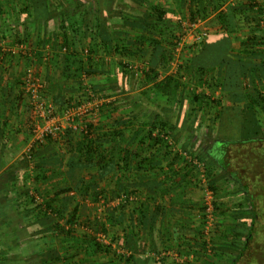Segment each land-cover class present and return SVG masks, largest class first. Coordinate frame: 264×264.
I'll use <instances>...</instances> for the list:
<instances>
[{
  "label": "trees",
  "instance_id": "obj_1",
  "mask_svg": "<svg viewBox=\"0 0 264 264\" xmlns=\"http://www.w3.org/2000/svg\"><path fill=\"white\" fill-rule=\"evenodd\" d=\"M223 1L227 0L189 1L188 15L185 18L187 21L185 24H187L189 29H192V25L199 20H205L210 13L218 10L217 18L222 30L215 35L208 34L199 44L197 51L189 53L187 62L183 64V67H186L185 73L188 77L193 79L195 77L194 83L199 84L203 81V78H201L203 76L201 75L210 74V70L212 75L216 70L220 71L221 69L223 73L218 83L225 95L231 96V93L234 95L241 93L240 90L244 87L243 80L246 69L252 68L253 70L256 68V70H263L264 72V0H234L229 4L226 11L220 10L221 5L219 4ZM143 3L146 4L151 14H153V18L150 17L152 19L140 20L138 18H129V16L126 17V13L128 12H125L123 8L127 4L122 0H62L61 2L50 4L43 0H37V2L30 4L29 12L33 19L32 21L41 23L50 17L52 18L50 20H57L56 22L59 24L58 34L62 42L61 47L66 49L62 68L63 77L66 80L73 79L74 83L77 84L76 92L79 93L78 99H80V94L83 95L86 89L82 80L84 74L89 76L90 74L110 73V71L107 70V72L102 69L97 62H90V70L86 68L82 54L83 50L79 46L82 45L83 39L90 37L93 43L88 45L87 49L88 53L92 56L97 53L95 41L100 36L105 43L110 44L113 38L111 31L106 27L109 19L115 17L124 21L128 20L134 29L142 30L147 34L149 33V35H155L156 38L149 41L153 45L160 47L158 39L162 38V35H166L165 32L167 31L164 30V32L162 29L170 31L166 16L168 11L161 5L151 3L150 1ZM180 23L177 22L176 31H170L168 35L172 41L173 50L182 43L185 35L184 30L180 28ZM241 26H247L253 29V32L242 39L239 51H235L232 33ZM147 34H142L134 40L133 49L138 50L143 43L148 41L149 36ZM155 46L154 49L157 48ZM171 61L172 55L165 62L164 58H161L158 63H148V69H144L143 75L145 82L151 83V87L144 90L145 97L150 98L151 91L157 93L165 101L178 96L184 86V82L181 80L182 76L179 74L180 72L176 71L174 75L168 74L162 77L160 71L161 68H165ZM116 65L114 68H116L115 73L117 72V76L110 78V83L118 90L122 87L124 92H129L130 85L128 81H122L126 77L128 66L123 62H116ZM259 66L261 69H259ZM93 68L95 69L93 70ZM185 73L183 72L181 75H185ZM207 99L209 100V97L206 98L204 93L193 94L194 102L199 104L202 110L210 106L207 105ZM57 101L60 104L64 103L58 99ZM215 103L218 107L222 108L220 115H229L227 119L222 118L221 121H238L241 135L239 138L233 140H224V135L220 132V139L217 140L213 151H207L200 146L202 140L198 137L201 136L198 132V127L200 126L201 128L203 125L197 123L196 126L190 127L191 125L186 124L190 122L192 116L182 115L181 117L180 115L178 123L172 124L169 123L168 119L162 120L160 116L155 115L151 122H143L142 126L137 128V137H135L137 141H132L127 147H120L115 141V138L122 137V133L124 132V129L119 127V123H116L117 120H115L114 125L110 126L111 130L109 132L104 131L103 127L105 125L102 127L101 124L87 120L83 130L76 131L69 128L66 131L68 146L72 149V161L68 163V168L70 171H76V169L83 170L87 169V167L88 169L94 167L100 172L101 176L105 175L104 173H112L115 170L117 174L119 173L121 176H124V171L130 172L134 168L140 169L142 165L145 167L144 170H149L152 168V157L157 154L165 156L176 154L174 159L176 161L182 160L179 153L173 149L175 148L173 143H178L180 138H182L184 149L190 156V160L184 158L183 161L187 170V177H190V183L197 189H203L198 180V177L202 174L200 173L199 164L195 162L198 160L203 165L202 169H204V175L208 180V188L212 191L214 197L215 216L217 218L233 217L232 224H214L215 229L211 232L209 231L208 234L204 232L208 221L205 216H203L204 222L201 221L200 224L198 222V228L192 220L190 223L194 225L183 221L178 222V224L176 223L179 230L177 243L179 251H181L182 255H187V258L190 257V252L194 254V257L193 255L191 256L192 262L186 260L183 264H264V135L258 131L252 133L248 131V136L244 137L242 134L243 114H241L244 113L243 109H238L234 113L231 108L222 107L224 104L221 100ZM249 104L251 106L249 110L252 111V114L254 113L255 116L259 115L258 111H264V95L258 96L256 99H249ZM68 105H70L69 102ZM107 107L105 105L100 109L101 115H103L105 109L107 110ZM111 107L117 111V106L112 104ZM208 121L209 124H206L204 128L209 133L213 131L211 124L214 122V119L209 118ZM126 123L127 125L135 124L133 119ZM144 128H148V130H144ZM205 136L208 135L206 134ZM109 137L111 138L109 139ZM104 138L111 141L114 146L108 148L104 145L106 142ZM40 144H42L41 148L38 144V148H32L29 154L35 164L34 179L38 184L50 181L56 175L55 166L43 162L46 153L55 151L52 138L46 137L45 141ZM138 159L140 161H137ZM129 161H133L135 164ZM219 171L223 172L225 178L217 181L215 180V175ZM176 174L170 170L165 178L171 183L176 180ZM96 177L97 175L92 177V179L94 178L92 181L90 179L89 181L85 180L88 179L86 177H80L77 185L73 188L80 195L98 199V196L104 195L105 190L98 188L99 177ZM67 191L72 192L73 190L68 188ZM123 192L114 191L113 193L114 199H120V202L118 207H115L112 211L114 214L111 213L109 216L112 225L119 223L118 214L120 212L133 206L132 192L129 195L126 194L125 198L122 196ZM233 193H240L241 198L236 201L233 208L230 206L227 208L225 207L226 203L221 199L227 198ZM16 194H18V197L16 196L15 198L17 200L14 198L11 200L6 199L5 205H7V209L0 210L3 217L12 216L16 219L22 218L27 221L30 219V223H27L28 227H42L45 229L43 233H47V235L52 237L50 240H53L56 236L57 238H59L58 236L78 237L83 243L91 247L94 252L109 254L111 251L110 246H104L97 239V236H93L92 234L94 229L97 232H103V234L107 233L108 229L105 221L96 222V227L94 226V228L91 226L86 227L87 232L78 236L76 233L77 228L74 229V226L79 223V211L75 209L74 213L69 218L66 216L65 222H62L61 219L64 218V211L61 208L60 202L56 200V196L48 195L46 200L40 197L42 199L41 203L36 204L38 198L35 199L30 194V191L27 190L23 194L21 190L20 192L17 190ZM38 194L40 195L41 192L38 191ZM26 201L31 203V206H34L30 208L31 210H27L28 204H26ZM43 208L45 209L43 210ZM204 209L206 208L203 206L201 211L203 212ZM157 210L158 213L164 214L165 210L167 211L168 209L162 205ZM145 212L141 211L139 213L141 219L138 221L140 224L143 223ZM20 214L25 217L23 218ZM39 216L41 217L40 219H38ZM21 222L27 225L26 221ZM170 225L166 227L165 235L160 230L161 236L159 238L161 246H170L172 242V232L169 230ZM149 228L153 232L155 227L150 226ZM132 233L134 234V232ZM218 240H220V244L226 245L229 243L230 249H233L234 252L228 254L223 251L215 253L210 250L209 252L207 244H211V242L216 243ZM47 245L48 261L46 264H60L58 261L61 255L56 256L54 254L56 249L49 247V244ZM74 249L71 247L69 250ZM65 252L66 254L62 258L64 262L62 263L74 264L72 252ZM50 254L52 257H49ZM127 260L129 264H152L151 261L147 262L139 254L129 256ZM155 261L152 260V262ZM14 264H19V261H14ZM155 264H165V261L159 260Z\"/></svg>",
  "mask_w": 264,
  "mask_h": 264
},
{
  "label": "crops",
  "instance_id": "obj_2",
  "mask_svg": "<svg viewBox=\"0 0 264 264\" xmlns=\"http://www.w3.org/2000/svg\"><path fill=\"white\" fill-rule=\"evenodd\" d=\"M43 1L50 4L61 2L62 0ZM145 1H150L154 4L159 3L163 8H166L168 11L166 16L170 31H176L177 22L175 21L177 19L179 20L188 15L190 0H135L137 7L135 8L136 11L133 13L128 12L126 17L129 16V18H138L140 20L152 19L153 14H151L146 4L143 3ZM228 1L229 0L220 2V10H227L229 3L233 2ZM35 2H37V0H0V210L7 209V205H5L6 199L11 200L13 198L15 199L16 196L18 197V194H16L17 190L18 192L21 190L23 194L28 190L25 189L24 182L25 177H27L26 173H29L30 169V164L25 156V151L30 141L27 125L28 114L25 105L26 98L22 94L24 93L23 88L21 85H18L22 83L25 71L29 66L39 69L42 72V76L47 81V86L51 93L58 91L59 89L57 90V88L61 85H65L69 91L65 93V99L76 98L79 95V93L76 92L77 84L74 83L73 79L66 80L63 77L62 68L66 49L61 47V37L58 34L59 24L56 22L57 20H50L52 19L51 17L41 23L32 21L33 19L30 16L29 6ZM218 12L217 10L210 13L202 23L203 27L208 28V33L210 35H215L222 30L220 29L221 26L217 18ZM91 18L93 19V17ZM199 22L200 20L198 23ZM106 27L111 31L113 39L110 44H108L107 42L105 43L100 36L95 41L97 53L92 55V61L91 59L87 61L83 55L85 63L97 62L99 66L104 65L103 67L108 69L113 62H123L125 64L127 62H134V65L141 63L140 67L142 68L144 65H148V63H158L161 58H164L165 62L173 53L172 41L168 36L170 31L168 29H162V31L167 30L166 32L164 31L166 35H162V38L158 39L160 47H157L149 41L156 38L155 35H149V33L147 34L142 30L134 29L128 20L121 21L114 17L107 21ZM252 32L253 29L247 26H241L232 33V36H234L233 48L235 51H239L242 39ZM142 34H147L149 36L148 41L140 46L139 49L141 50L133 49L134 40ZM185 35L182 40V45H184L190 53L197 51L196 47H199V43L195 42V35H193L192 32L187 34L185 32ZM91 43L93 42L90 37H87L83 39L82 45L79 46H81L80 48L83 50L86 49L88 45H91ZM154 46L157 48L154 49ZM48 62H51V65L49 64L47 67ZM94 69L95 68H93V70ZM259 69H261L260 66ZM39 70L37 71L39 72ZM215 72H221V75L223 73L222 70H216ZM102 75L105 77V74L102 73ZM98 77L99 76L93 78L96 80H93L94 83L99 81ZM162 77L164 76L162 75ZM141 81L143 87L138 91L140 94L135 95L136 98L139 97V100L134 106V116H138L137 111L141 110L143 112L147 107V103L143 101L146 98L143 96L144 90L151 87V83L145 82V78ZM206 81H209V79L204 80V82ZM58 82H60L59 87H57ZM243 82L244 87L240 90L241 93L238 95L232 93L231 96L225 95L222 87H218L217 90H220V93H223L225 99H228L229 102L227 104L225 103L222 107L231 108L234 113H236L238 109H243L244 113L241 114L244 115L246 112L250 113L251 111L249 110L251 108L249 99H256L258 96L264 95L263 70L258 71L256 68L253 70L252 68L246 69ZM199 85H201V83H194V90L193 86H191L190 95H193L194 92L209 93V86L207 88L205 84H202L203 87ZM200 90L201 92H199ZM186 92L187 90L185 91V95H187ZM128 93L129 92H122V95H125V99H127ZM150 97L152 104L149 108L152 109L151 112H153L154 117L157 115L160 116L162 120L168 119L169 123L176 124L178 123L180 115L181 117L182 115L192 116L190 122L186 124L191 125L190 127L196 126L197 123L203 125L201 128L200 126L198 127L199 134H203L205 130L204 127L206 124H209L208 115L212 116L215 112L220 115L222 112V109H219L220 107L218 108L215 106V108L212 109V107L209 106V108L202 110L200 107L194 105L192 108L180 109V112L177 113L171 109L169 103H167L164 98L158 96L154 91L150 92ZM54 98L56 101L57 99L66 101L62 96H59L58 92H56ZM188 98L192 99L190 96H188ZM111 103L112 102H110V104ZM110 104L107 107L108 112L105 109L101 116L102 121L108 125L109 122L115 123V120H117L116 123H119L120 128L123 125L124 128H127L122 133V137L115 138L118 146L127 147L132 141H137L135 138L137 137V128H133V124L127 125L126 123L130 121L128 117L129 111L124 110L123 112L119 108L120 106L117 107V111H115V108L113 109ZM134 123H138L137 119H135ZM182 142L183 139L181 138L180 143H177L179 147L177 149L178 151L176 150L182 160L176 161L174 159L176 154L169 156L157 154L152 157V168L149 170H144L145 167L142 165L140 169L134 168L131 169L130 172L124 171V176H121L119 173L115 176L111 175L116 174L115 172L104 175V177L106 176L108 178L112 176L115 177V179H111L118 181L119 186L116 189L119 193L123 192V190H125L123 194L128 195L131 191L137 192L138 197L134 200L133 206L128 207L118 214L120 235L126 237L128 242L137 245L138 242L142 240V237L146 235L153 237V232L157 229H159L158 237L161 236L160 230H162V234L165 235L166 220H168V217L172 216V214L173 216L177 215L179 217L186 216L184 213V209L186 208L188 211L190 207H193V212L197 215L198 208L196 207L197 204L194 203L196 201V195L198 196V192L200 194V190H197V188L190 183V177H187V170L183 163L184 154L186 152ZM48 161L46 153L43 162L49 163ZM71 161V159L70 161L66 160L64 164L67 163L68 165ZM137 161L140 160L138 159ZM129 162L134 163L133 161ZM63 170V167L61 169H56V171ZM66 170L67 171H64L66 176L62 175V177L69 178V175L72 176L76 174L79 169H76V172L70 171L69 168ZM170 170L177 173L176 180L171 183L165 178ZM116 189L114 191H116ZM22 199L24 200V198ZM197 200L200 203L199 198ZM112 204L114 207H118L115 206L114 202ZM162 205L167 209L171 207L174 211L173 205H176L179 206V209L175 212H169L170 209H168L164 214H160L157 208ZM141 211H146L144 216L147 218L142 221L144 223V231L140 235L141 229L138 220L141 219L139 215ZM187 215L189 216V214ZM21 216H23V218L25 217L24 215ZM40 218L39 216L38 219ZM196 219L197 218H193L192 222ZM21 221H26V224L30 223V219L27 221L26 219H16L12 216L3 217L2 212H0V264H14V261H19V264H46L48 261L47 244H49V247L56 249L54 253L56 256L61 255L58 261L60 264H64L62 263L64 262L62 258L64 254H66L65 251L72 252L73 261H76L74 264H108V261L111 259L110 255L106 256L104 253L94 252L91 247L83 243L78 237L70 238L58 236L59 239L56 236L53 240L48 241V239L52 237L47 235V233H43L45 229L40 226L36 228L28 227V224L25 225ZM181 221L190 223L191 220L185 219L179 222ZM105 223L107 227H111L109 218ZM170 224L169 230L172 232L173 222H170ZM150 226L155 227L153 232L150 230ZM132 232H134L135 236ZM171 235L179 236V232L177 234L172 232ZM62 243L67 245L62 246ZM155 244L158 248H162L159 242ZM71 247L75 249L69 250ZM83 248H85V250H83ZM49 257H52V255L50 254Z\"/></svg>",
  "mask_w": 264,
  "mask_h": 264
},
{
  "label": "rangeland",
  "instance_id": "obj_3",
  "mask_svg": "<svg viewBox=\"0 0 264 264\" xmlns=\"http://www.w3.org/2000/svg\"><path fill=\"white\" fill-rule=\"evenodd\" d=\"M125 4H127V6L124 9L125 12H135V8L136 7V3L135 0H122ZM230 1H234V0H229ZM227 3V2H226ZM230 4V3H229ZM157 5H159V3H157ZM226 5V4H225ZM129 6V7H128ZM166 9V8H165ZM127 15V13H126ZM186 17L184 18H180L179 20L177 19L175 22H181L180 23V28L182 30H185L184 32L190 33L192 32L193 35H195V33H197L198 31H207L209 32L208 28H205L202 26V23L204 22V19H201L200 22L195 23L198 24V27L194 30V29H189L187 24V21L185 20ZM181 20V21H180ZM122 21V20H121ZM183 27V28H182ZM209 34V33H208ZM186 36V35H185ZM196 46V45H195ZM197 49V47H196ZM195 49V50H196ZM84 58L87 59V61H89V59H92L91 55L88 53V49H83L82 51ZM189 51L185 48L184 45H182V43L177 46L176 49L173 50L172 53V61L169 62V64H167L165 66V68H161V75L165 76L167 74H175L176 71L180 72V76L182 82H184V86L181 89L180 93L178 94V96L172 97L170 100L167 101V103H169L171 109L175 112H180V109H184V108H189L192 106H197L200 107L199 104L195 103L193 100V95L191 93V86H193V90H194V82H195V77L194 79L191 77H188V75L185 73V68L183 67L186 62L187 59L189 57ZM87 66L86 68H89L90 66V62H86ZM51 65V62L47 63V67L48 65ZM127 72H126V77H124V79H122V81L124 82V80L128 81L129 85H130V90L128 93V97H126L127 99H125V95H122L123 88L121 87L119 90L114 88L112 86V84L110 83V78L117 76L115 73V65L116 62H113L108 69H106V67H103V65H101L100 67L104 70H108L110 71V73H108L107 75L105 74V77H103L102 73H98V74H90L88 75H83L82 80L84 82V86H85V91L84 94H80V99H78V97L76 98H71V99H65L66 95L65 93L68 91L67 87L65 85H61L59 87V83L57 84V90L56 92H58L59 96H62L64 98L63 104L58 103L54 96H56V92L51 93L49 90V87L47 86V81L45 80V78L42 76V72L37 69L36 67L33 66H29V68L25 71V75H24V79L22 80V83L18 84L21 85V87L23 88L24 93H22L25 98H26V108H27V114H28V131H29V135H30V141H29V145L26 148L25 151V156H26V160H28L29 164H30V169H29V173L27 174V177H25V189H28V191H30V194H32V196L36 199L38 198V203H41L42 199L47 198V196H56V200L60 202L61 208L64 211V218L61 219L62 222H65L66 216L67 218L70 217V215L72 213H74V210L76 209L77 211H79L80 214V220L79 223H77V226H74V229H76V233L77 235H83V233L87 232L86 231V227H96L95 223L96 222H100V221H106L109 216L112 214H114L113 209L115 208L114 205L112 204L114 202L115 206H118L120 199H114V194H112V192L119 186L118 185V181L117 180H112L115 179V175H117L116 170L113 171L112 173H116V174H111V173H107V174H111L114 175L111 178L108 177H104L100 175V172L95 169L94 167H91L88 169H79L77 171V175L73 174L72 176L69 175L68 177H62V175L66 176L64 171H67L66 169L68 168L67 163L64 164V162H66V160L70 161L71 156H72V149L68 146V137L66 135V131L67 129L71 128L69 122L66 120L65 118V109H69V108H77V107H83L82 111L76 115L75 118V126L77 127L76 131L81 130L82 128L85 127V122L87 120L92 121L93 123H97V124H101L102 127L105 125L104 131L109 132L110 126L114 125V123H108V125H106L107 123H104V121H100L102 120L101 118V111L100 109L102 107H104L105 105L109 106L110 102H112L110 105L114 104V106L119 107L123 112L124 110L129 111L128 117L130 118V120H134L137 119L138 123L137 124H133V128H138L141 127L144 123L146 122H151L153 116V112H151L152 109H150L149 107L152 104V100L151 97H145L143 96L144 99L143 101L147 103V107L145 109V111H137V115L138 116H134L135 114V104L138 102L139 97L136 98L135 95L136 94H140L138 93V91L141 90V88L143 87L142 85V79L144 78L143 75V71L144 69H148L147 65H144L142 68L140 67L141 63L138 65H134V62H127ZM117 66V65H116ZM39 70V72L37 71ZM90 70V68H89ZM107 71V72H108ZM221 71V70H220ZM91 72V71H90ZM183 72L185 73V75H181V73L183 74ZM210 74H203L201 76V78H203V82L201 83V85H199L200 87H203L202 84H205L206 87L208 88L209 86V93H204L206 95V98L209 97V100L207 99V105L210 107L215 108L218 107L217 104L215 102H217L218 100H221V102L223 104H227L228 99H225V96L223 95V93H220V90H217L218 87L220 88L221 86L219 85V81L221 80V72L220 73H216L214 72V76L211 75V70L209 72ZM213 73V72H212ZM28 74H32L34 76H36L37 78H39L41 80V82L43 83V89L41 91V98L43 100V102L45 103H51L55 108H56V112L54 113V118L51 121L50 120H43L42 117H40V113H38L39 109H36V107H34L35 105L33 104V101L30 97V94L27 92L25 85H24V81L26 79V77L28 76ZM195 75V74H194ZM98 77V80L96 83H94L93 78ZM187 76V77H186ZM209 79V81L204 82V80ZM96 81V80H95ZM197 82V80H196ZM142 84V85H141ZM198 86V87H199ZM146 90V89H145ZM187 90V95H185V91ZM198 90V89H197ZM69 92V91H68ZM201 92V90L199 91ZM218 92V95H217ZM195 93V92H194ZM78 94V93H77ZM199 94V93H198ZM188 96H190V98L192 97V99H189ZM150 99V100H149ZM68 102L70 103V105H68ZM222 104V105H223ZM34 105V106H33ZM209 108V107H208ZM219 108V107H218ZM222 109V108H220ZM160 111V110H159ZM259 115L257 114L255 116V114H252V111H250V113L246 112V114L242 115V134L244 137L248 136V131L249 133H252L254 131H258L261 134L264 135V111H258ZM230 115H232V113H230ZM208 115V119L209 118H213L214 122L211 124V126H213V131L211 132H207V129L204 130L203 134H201L200 136V140H202V142H200V146L203 147L205 150L207 151H213L217 140L220 139V132L224 135V140L226 139H235V138H239L241 135V130L240 127L238 125V121L235 122H231L226 120V122L221 121L222 118L227 119L229 117L228 114L226 115H219V113H214V115ZM135 117V118H134ZM259 118V119H258ZM104 120V119H103ZM221 121V122H220ZM101 122V123H100ZM61 125L63 127L64 130V134H62L57 140H55V138H52V141L54 143V148L55 151H51L49 153H47V159L49 160L48 164L54 165L56 169H61L63 167V171H56V175L52 180H48L45 183H40L38 184V182L35 181L34 176H35V164L33 163V158L31 159V156H29L30 154V150L32 148H38V144L39 147L41 148L42 144H40L41 142L38 141L37 139V134L38 132L35 131L37 129V127H40L41 129L49 126V125ZM122 129H127L124 128V125L121 127ZM73 129V128H72ZM148 130V128H144V130ZM75 130V129H74ZM113 130V129H112ZM146 132V131H145ZM208 136H205V135ZM114 137V136H113ZM111 137H109L110 139ZM177 138V137H176ZM105 139V138H104ZM106 142L104 143V145H106L108 148H111L114 146V144L109 141L108 139H105ZM181 140V138H180ZM180 143V141H179ZM45 144V143H43ZM173 145L175 146V148H173L175 151L179 148L177 143H173ZM105 146V147H106ZM178 151V150H177ZM186 152V151H185ZM184 158L190 160V156L189 154H187V152L184 154ZM197 164H199L200 166V173H202L199 177L198 180L200 181V185L203 186V189H197L200 190V194L198 192V196L196 195V201L194 204H197L196 207L198 208L197 211V215L194 214V209L193 207H190V210L187 211V208L184 209V213L186 214V216L183 217H179L177 215L173 216H169L168 220H166V227H168L170 225V222H173V229L172 232L174 233H178V225H176V223L178 224V222L180 220H185V219H190L193 220V218H197L194 221V224H196L195 226L198 228L200 222H204L205 219L203 216L207 217V223H206V227H205V234L209 233V231H213V229H215L214 224H220L223 223L225 225H229L232 224V218L230 216L226 217V218H217L215 216V212L216 210L214 209L215 205L213 204L214 202V197L212 198V211L208 212L207 211V202L208 199L206 198V193L207 192H211L212 191L208 188V180L206 179V176L204 175L205 171L204 169H202V164L200 161L196 160L195 161ZM203 171V172H202ZM76 172V171H75ZM106 174V173H104ZM96 178L99 177V185L98 188L100 190H105V193L103 196H98V199L95 198H89V197H85L83 195H80L78 193V191H76L73 187L77 185L78 181L80 180V177H86L88 179H85L87 181H89V179L92 181L94 180V178L92 179V177L96 176ZM217 181H220L222 179L225 178L223 172L219 171L216 175H215ZM17 178V177H16ZM18 179V178H17ZM17 183V182H16ZM205 186V187H204ZM27 187V188H26ZM114 187V188H112ZM68 188H71L73 191L69 192L67 191ZM205 188V189H204ZM38 191L41 192V194H38ZM116 191H118L116 189ZM126 191H130V190H126ZM132 192V199L135 200L138 195L136 194V191H131ZM122 193V192H120ZM126 194H123V198H125ZM42 199H41V198ZM199 198V201L197 200ZM241 198V194L240 193H233L231 196L229 197H225L222 198L221 200L224 201L225 207H231L233 208V206H235L236 201L238 199ZM228 202V203H227ZM26 204H28V208H32L31 203H29L28 201H26ZM35 205V204H34ZM65 206V207H64ZM175 211H178L179 206L173 205ZM199 206V207H198ZM206 208L204 209V211H201V208ZM34 207V206H33ZM114 207V208H112ZM220 209V207H218ZM227 208H225V210H227ZM45 208H43L44 210ZM170 209V211L175 212L171 207L168 208ZM182 209V208H181ZM180 209V210H181ZM31 210V209H30ZM167 212V211H165ZM214 212V213H213ZM189 214V216L187 215ZM232 215V214H231ZM143 216V215H142ZM199 217V218H198ZM147 218L144 216L143 220ZM175 219V220H174ZM87 220V221H86ZM88 222H90V224H88ZM182 222V221H181ZM199 222V224H198ZM88 224V225H87ZM158 224V223H157ZM192 223H190V225H194ZM107 227V226H106ZM108 232L105 233L107 239L106 241L102 242V244H104V246H110L111 247V251L109 252V254H106L105 252H101L106 254V256H111V259L108 261V264H129V261L127 260V258L129 256H133V255H141L147 262L151 261L152 264H155L156 261H161L164 260L165 264H177L178 262L183 264V262H185L186 260H189L192 262V255L194 257L193 253H189L190 257L187 258V255H182L181 251H179L180 249L177 247V243H178V235H171V239L172 242L170 244V246H162V248H158L156 246L155 243H160V238L158 237V231L159 229L155 230L153 232V237H149V236H145L142 237V240H140V242H138L137 245L132 244L131 242H128L126 237H123L120 235V231L118 228V224H111V227H107ZM140 235L143 233L144 231V226L143 223L142 225L140 224ZM201 230V229H200ZM93 236H96V234H103V232L101 233L100 231H96L95 229L93 230ZM50 239H48L49 241ZM125 240V242H124ZM220 240L216 241V243L211 242V244H207L208 251L210 252H215V253H221L226 252V254L228 253H232L234 252L233 249H230L229 247V243H227L226 245L224 244H220L219 243ZM56 245V244H55ZM66 246L67 244H63L62 246ZM54 246V245H52ZM80 248V247H79ZM83 250H85V248H83ZM152 260H156L155 262H152ZM76 262V261H75ZM86 262V261H84ZM178 263V264H179Z\"/></svg>",
  "mask_w": 264,
  "mask_h": 264
},
{
  "label": "built area",
  "instance_id": "obj_4",
  "mask_svg": "<svg viewBox=\"0 0 264 264\" xmlns=\"http://www.w3.org/2000/svg\"><path fill=\"white\" fill-rule=\"evenodd\" d=\"M198 27V24H193L192 29H196ZM208 35L207 31H198L195 33V42L201 43L202 40ZM25 88L27 92L30 94V97L33 101L34 107L38 110V113H40V117H42L43 120H52L54 118V113L56 112V108L51 103H45L43 102L41 98V91L43 89V83L39 78L32 74H28L24 81ZM83 107H77V108H69L65 109V118L69 122L70 127L77 130V127L75 126V116L78 115L82 111ZM82 128L81 130H83ZM38 132L37 139L39 142H44L46 137L55 138L57 140L62 134H64L63 127L61 125H49L43 129L40 127H37L35 130ZM206 198L208 199L207 202V211H212V198L213 194L211 192L206 193ZM77 226V224H75ZM97 239L101 242L106 241L107 237L105 234H97Z\"/></svg>",
  "mask_w": 264,
  "mask_h": 264
}]
</instances>
